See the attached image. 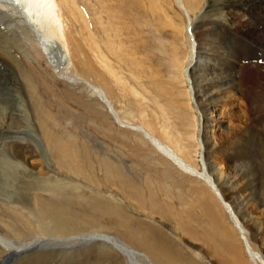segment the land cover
I'll list each match as a JSON object with an SVG mask.
<instances>
[{"label": "rangeland", "instance_id": "obj_1", "mask_svg": "<svg viewBox=\"0 0 264 264\" xmlns=\"http://www.w3.org/2000/svg\"><path fill=\"white\" fill-rule=\"evenodd\" d=\"M54 1L63 12V28L76 39L70 52L60 48L61 61L54 67L36 45V29L23 45L21 20L16 40L0 28V99L14 118L12 133L0 131L5 158L0 161V237L16 244L40 242L35 251L16 255L0 244V264L23 259L35 264L36 258L43 264H89L102 251L120 258L102 264H128L119 250L86 238L107 235L143 253L127 230L150 241L152 228L197 264H237L231 247L238 249L241 264H254L244 253L246 240L264 261V0H185L191 3L184 2L189 14L176 0H74L78 18L71 7ZM187 24L201 53L228 49L234 60L241 58L230 72L234 88L211 89L221 98L205 103L206 155L239 220L235 225L210 185L180 171L138 132L116 123L85 84H71L83 79L104 92L123 120L140 125L146 119L155 129L164 124L180 146L195 150L197 112L180 76L190 53ZM207 27L216 30L208 44ZM221 30L234 33L240 47L219 48ZM10 138L29 143V158L13 159L3 144ZM191 163L199 169L195 157ZM65 227L76 231L61 236ZM226 231L232 234L222 236Z\"/></svg>", "mask_w": 264, "mask_h": 264}, {"label": "bare ground", "instance_id": "obj_2", "mask_svg": "<svg viewBox=\"0 0 264 264\" xmlns=\"http://www.w3.org/2000/svg\"><path fill=\"white\" fill-rule=\"evenodd\" d=\"M184 2L185 0H183V4H182L180 0H176V4L178 3V5L181 6L180 8H182L181 10L185 14H187L188 11H186L187 8L184 5ZM61 3L65 8L71 7V11L73 10V15L76 14L75 16L77 18L79 17V12L73 8L75 4L74 0H61ZM185 4H188V3L185 2ZM198 4H200V2H198ZM192 6L193 4L191 5V7ZM1 8L5 9V11H3ZM20 20H21V23L23 24L22 26L23 30L21 33H18L20 34L18 38L21 40L22 44L26 45V43L24 42L25 40H23V39H28V38H25L26 35L27 37H30V33L33 34V32L37 30L36 36L33 34L36 45L38 46V49H40L44 53V56L49 58L50 60L49 64L52 67H54V64L56 62L61 61V55H62V51L60 50L61 47H63V49L67 47L68 51H69V47H72V48L76 47L75 46L76 39H75V36H73L72 34L73 32H70L68 30L65 31V28H63L62 26L63 21H64L63 12L60 6L57 5L56 1L54 0H0V28H2L5 33L7 34L9 33V35H12L14 40H16L18 36L16 30L20 29L19 27ZM12 22H14L13 25H11ZM13 26H15L16 29L12 28ZM24 27H26V29H28L29 27H32V29L34 30L33 31L30 30V32L29 31L27 32ZM190 27L191 25L187 24L185 28V32L187 36L189 37V40L188 39L187 40L190 41L189 42V49H190L189 59H188V63L184 67L183 66L181 67L180 76L183 78L182 82L186 90L188 103L191 107L193 108L195 107L196 112H197V115L195 116V120H194L195 131H196V136H194V141L196 143L195 150L193 148V150L190 151V150H187L186 146L184 145L180 146L178 140L172 137L171 135L172 132H170L169 128L164 124L157 125L158 127H156L155 129L153 125H151V122L147 121L146 119L145 121L144 120L141 121L140 119V125H134L132 123H129L123 120L122 118L119 117L118 114L116 115V113L112 110V108H110V104L108 100L106 99L104 92L98 87L86 83L83 79L76 77L71 80V84L73 83L76 85L85 84L84 86L88 90L90 97L96 98L103 105V107L105 108V110L111 117H113L110 114L111 112L115 115V118L114 117L113 118L116 120L115 121L116 123H118L119 125L124 124L125 127L128 128L129 130H134L138 132L145 141L149 142V144L158 153H160L164 158H166L170 163H172L180 171L205 182L204 184L206 185H210L213 189V190L210 189L211 193L218 200V202L221 203L222 207L224 208V211L227 210L229 212L230 220H233L234 225H235V223L239 224L238 222L239 220L236 214L234 213L235 211H233L232 207L223 199L222 193L220 191L221 189H219V186L217 185L219 181L217 177H214L216 176L214 175V172L216 171L215 167L212 164L213 162L211 163L209 161V158L206 155L207 153L206 151H208L207 145L209 144L208 142L209 137L207 135L208 126H207V122L205 119V114L206 112H208V109L205 103L206 102L214 103L213 102L214 98H218L216 100H219V98H221V97H218V95L214 93H210L211 89H216L218 88V86L221 89H225L229 86L233 87V85L231 84L232 81H230L231 78L233 79L232 77L233 74L232 73L230 74V72L232 70H235L234 68L237 65V63H239V60H241V58L239 59L236 57L235 58L236 61H235L230 56L231 53L228 51V49H226V51H223V52H220V49H219L218 53L215 51L216 54H212V55L207 54L208 52H205V51H204L205 53H201L200 52V50H202V48H200L201 45L198 44L197 42L198 40H196L195 38H194L195 40L194 42L192 35L189 33ZM206 31H207V34L206 35L204 34V35L207 37V44H208L209 42L208 39H210V37L212 36V35L210 36V31L216 32V30L214 28L211 29L207 27ZM191 33H193V29L191 30ZM201 33H202V30H201ZM217 33H218V37H221V39L219 38V40H217V43H216L217 46L220 44L219 48H221V46L240 47L238 45L240 40L233 33L235 35L234 36L231 31L224 30L221 32L223 35H220L219 34L220 32H217ZM87 39L90 41L89 36L87 37ZM201 39L203 40V38ZM87 44H90V42H87ZM89 47L94 48L93 42H91ZM77 55H79V53ZM254 55H256V53ZM70 57H71L70 60L74 59L72 57V54L70 55ZM96 58L101 62V64L104 67L106 68L108 67L106 62H104L102 57L99 55V53L96 54ZM108 71L111 72L109 69ZM234 73L235 75H237L236 72ZM61 74L63 75L62 72ZM215 80H219V81H215ZM220 82H223V83L220 84ZM254 90H256V88ZM250 97L253 98L252 96ZM2 98L5 99L4 96H2ZM256 98H254V100ZM262 101H263V98H262ZM256 104H259L257 100H256ZM203 108H205V110ZM257 109H258V112L262 111V107H259ZM261 113H263V111L260 112L259 114ZM141 118L143 119V114L141 115ZM12 122H14V118L12 116V110L9 104L5 102V100L0 99V131L5 130V132L7 133H9V131L12 133L13 132L11 130ZM17 143H19L18 146H17ZM3 144L9 147L8 150L10 154L13 156V159L29 158L28 157L30 154V148L28 147L29 143L18 141V140L15 141V139H11V140L3 141ZM237 152L235 151V153ZM193 157L197 159V162L199 164V169L193 167L191 163V160L193 159ZM3 158L4 157L0 155V161L2 163H3V160H5V158L4 159ZM0 170L2 171L3 169L0 168ZM213 184H215L218 191L215 190V186ZM57 189L59 190L60 188L58 187ZM50 211L52 213L55 212V210H50ZM53 216L54 215H49L51 220ZM59 216L60 215L58 213H55V216L53 218L54 221L55 220L58 221ZM213 222L218 224L216 220H213ZM75 231L76 230L73 227L71 228L65 227V230L62 231L63 233H61L64 235H61V236L73 234L75 233ZM149 231H150V241H144L142 238H140L138 235H136L132 231L127 230V234L130 240L132 241V243L134 244V246L139 251L142 250L143 253L135 251L131 249L130 247L117 242L116 239H114L113 237H110L107 235H91L86 238V242L87 243L94 242L104 247H113L115 250H119L120 252L119 251L118 252L124 256L128 264H197L195 260L193 261V260L184 258L185 256L182 250L179 248H176V246H174L170 240H168L161 232H159V230L152 228ZM95 234H100V233H95ZM221 234L222 236L224 234V236L227 237V236H230L232 233H228V231H226L225 233H221ZM81 238L82 236L75 237L73 241L77 243L78 240H81ZM51 243L54 245H59L58 243H54V242H51ZM0 244H2L6 248L9 255H16V254H24L29 251H35L38 247V244H40V242H39V239H37L36 241H33L31 243L16 244L13 241L8 240L7 238L0 237ZM43 245H46V243L44 242ZM244 246H243L244 253L245 254L248 253L247 256H248L249 261H251L254 264H257L256 260H259L261 261L262 264H264V261L261 258H258L257 254L250 248L247 240ZM231 251L234 255L236 263L241 264V261L243 262V260H242V256L238 252V249L235 247H231ZM108 259L116 260L120 258H118V256H116L114 253L102 251L100 258L97 261L90 262L89 264H102L104 260H108ZM35 260H36L35 264H43V258H40V259L36 258ZM27 263H29L28 260L23 259L21 260V262L17 264H27Z\"/></svg>", "mask_w": 264, "mask_h": 264}, {"label": "crops", "instance_id": "obj_3", "mask_svg": "<svg viewBox=\"0 0 264 264\" xmlns=\"http://www.w3.org/2000/svg\"><path fill=\"white\" fill-rule=\"evenodd\" d=\"M186 148H187V150H189V149H193V147H191V146H189V145H187Z\"/></svg>", "mask_w": 264, "mask_h": 264}]
</instances>
